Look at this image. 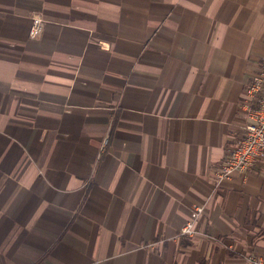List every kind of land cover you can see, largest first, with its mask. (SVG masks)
<instances>
[{
	"label": "crops",
	"instance_id": "obj_1",
	"mask_svg": "<svg viewBox=\"0 0 264 264\" xmlns=\"http://www.w3.org/2000/svg\"><path fill=\"white\" fill-rule=\"evenodd\" d=\"M263 58L264 0H0V264H248L264 162L214 173Z\"/></svg>",
	"mask_w": 264,
	"mask_h": 264
},
{
	"label": "built area",
	"instance_id": "obj_2",
	"mask_svg": "<svg viewBox=\"0 0 264 264\" xmlns=\"http://www.w3.org/2000/svg\"><path fill=\"white\" fill-rule=\"evenodd\" d=\"M29 39H36L43 31L44 19L39 12L30 15ZM240 110L245 123L237 146L227 152L225 160L214 173L215 186L230 181L235 175L246 178L264 162V58L250 75L245 85ZM204 207L193 204L188 220L179 230V236L193 237L196 223ZM152 245H148L151 248ZM248 264H264V250L252 252L246 258Z\"/></svg>",
	"mask_w": 264,
	"mask_h": 264
}]
</instances>
